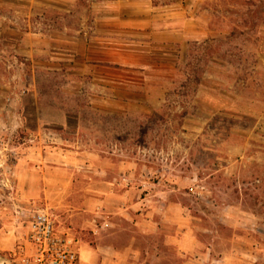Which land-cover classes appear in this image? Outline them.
Listing matches in <instances>:
<instances>
[{
  "label": "rangeland",
  "instance_id": "obj_1",
  "mask_svg": "<svg viewBox=\"0 0 264 264\" xmlns=\"http://www.w3.org/2000/svg\"><path fill=\"white\" fill-rule=\"evenodd\" d=\"M133 1L68 11L0 0V264H26L33 212L48 210L64 232L46 200L57 202V158L124 162L134 202L143 196L149 213L182 206L201 254L238 249L264 264V0ZM134 10L150 28H123ZM115 223L96 237L69 233L121 252L134 237L124 264L183 263L168 226Z\"/></svg>",
  "mask_w": 264,
  "mask_h": 264
},
{
  "label": "crops",
  "instance_id": "obj_2",
  "mask_svg": "<svg viewBox=\"0 0 264 264\" xmlns=\"http://www.w3.org/2000/svg\"><path fill=\"white\" fill-rule=\"evenodd\" d=\"M4 1L7 4H13L16 0ZM25 1L28 2L26 6L30 7L34 4L48 7L49 3H56L59 9H68V11L76 2V0ZM179 1L188 3L193 0H177V3ZM198 1L203 2L204 0ZM122 2L129 4L134 1L122 0ZM131 15L137 19H125V22L121 24L123 28L133 30L150 28L152 19H140L137 10L131 11ZM103 21L105 24L110 23L109 19H103ZM191 23L193 22L189 20L185 22V25L190 26ZM126 168V164L122 161L117 164L102 161L96 165L93 161H60L57 158V168L52 169V172H57V202L55 199L53 202L47 194L46 200L49 201L50 206H57V223L64 231L63 233L73 232L74 235H80L83 230L90 228L93 236L96 237L105 230L107 232L116 230L118 228L115 223L116 219L131 224L139 232L149 230L150 233H157L160 224H163L169 227V234L165 236V244L177 250L183 260L182 264H254L251 261L252 254L244 255L238 249L230 257L222 259H213L209 253L201 254L198 242L189 230L187 211L180 205L161 204L153 213L147 212L146 202L148 200L142 198L143 196H140L137 202L133 200L136 190L131 185L132 174L128 173ZM38 169L41 170L39 178L43 183L52 184L51 168L43 165ZM130 197L133 198L129 200ZM108 206L113 209L109 210ZM77 239L79 240V252L82 253L86 264H124L127 262L124 255L133 251L136 241L132 237L131 242L124 247V252H121L115 244L109 242L89 244L83 242L80 237ZM134 254V260L138 262L140 259L138 253L134 252Z\"/></svg>",
  "mask_w": 264,
  "mask_h": 264
},
{
  "label": "built area",
  "instance_id": "obj_3",
  "mask_svg": "<svg viewBox=\"0 0 264 264\" xmlns=\"http://www.w3.org/2000/svg\"><path fill=\"white\" fill-rule=\"evenodd\" d=\"M25 242L26 249H20L18 254L26 264H81L79 240L70 233L59 232L56 218L48 210L31 214Z\"/></svg>",
  "mask_w": 264,
  "mask_h": 264
},
{
  "label": "trees",
  "instance_id": "obj_4",
  "mask_svg": "<svg viewBox=\"0 0 264 264\" xmlns=\"http://www.w3.org/2000/svg\"><path fill=\"white\" fill-rule=\"evenodd\" d=\"M75 3H78V0H76ZM201 75L202 74L199 73L198 75L194 76V78H192L190 80L194 86H198L200 84V82H201ZM155 114H156L155 112H152L150 115H142V116H140V119H142L144 121H147L149 123V121H152L153 120V117H154Z\"/></svg>",
  "mask_w": 264,
  "mask_h": 264
}]
</instances>
